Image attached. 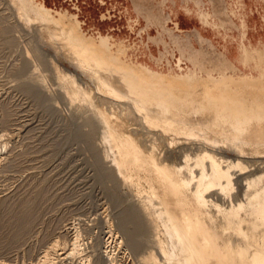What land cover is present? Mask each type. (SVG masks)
I'll list each match as a JSON object with an SVG mask.
<instances>
[{"label":"rangeland","instance_id":"1","mask_svg":"<svg viewBox=\"0 0 264 264\" xmlns=\"http://www.w3.org/2000/svg\"><path fill=\"white\" fill-rule=\"evenodd\" d=\"M25 1L49 16V26L64 29L92 52L103 54L100 42L106 39L111 55L126 58V47L134 44L128 59L157 69H175L180 60L183 72L192 77L241 73L196 33L178 39L174 31L192 30L173 31L169 15L150 8L149 0H38L68 15L60 18ZM73 15L81 28L69 17ZM42 26L20 22L13 3L0 0V264H41L45 256L51 264H83L81 258L88 256L87 264H140L151 238L148 225L140 226L143 221L135 215L139 188L120 181L110 160L103 159L99 129L90 113L73 109L63 98L50 60L80 82H91L63 49L48 41ZM205 88V83L194 85L198 95ZM96 94L107 113L127 112L121 102ZM129 129L141 148L149 144L146 129L133 121ZM177 142L188 141L178 136ZM218 149L228 159L247 161V170L264 168V150L253 154L251 149ZM76 235L80 247L71 254Z\"/></svg>","mask_w":264,"mask_h":264},{"label":"bare ground","instance_id":"2","mask_svg":"<svg viewBox=\"0 0 264 264\" xmlns=\"http://www.w3.org/2000/svg\"><path fill=\"white\" fill-rule=\"evenodd\" d=\"M30 1L56 18L68 16L38 0ZM10 2L20 22L43 25L48 41L63 49L91 82H80L50 60L63 98L73 109L89 112L99 129L103 159L110 160L120 181L139 188L135 215L145 222L140 226L148 225L140 228L148 229L151 240L138 262L264 264V168L247 170L251 165L247 161L218 152L221 145L239 153L264 150V122L249 121L264 118V49L242 48L241 63L251 71L192 77L183 72L180 60L169 70L129 60L134 44L126 47V58L111 55L106 39L100 42L103 54L92 52L64 29L49 26L53 23L49 16L25 0ZM69 17L81 28L76 16ZM199 17L203 24L217 27L208 13ZM200 82L206 87L202 95L194 90ZM96 93L121 102L127 112L107 113ZM251 108L263 112L252 113ZM131 121L151 135L148 145L141 148L136 143ZM178 136L188 142L179 144ZM131 222L126 225L132 226ZM77 237L71 254L79 250ZM88 257L81 263H89ZM46 258L41 264H51Z\"/></svg>","mask_w":264,"mask_h":264},{"label":"crops","instance_id":"3","mask_svg":"<svg viewBox=\"0 0 264 264\" xmlns=\"http://www.w3.org/2000/svg\"><path fill=\"white\" fill-rule=\"evenodd\" d=\"M149 6L169 15L171 20L167 24L173 25V31L175 28L192 30L186 34L174 31L178 39L184 40L196 33L205 40L206 46L217 48L241 72L251 71L241 63L242 48L264 49V0H149ZM201 12L208 13L217 27L203 24Z\"/></svg>","mask_w":264,"mask_h":264}]
</instances>
